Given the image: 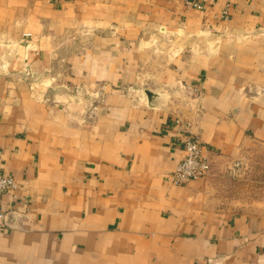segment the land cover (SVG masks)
I'll return each instance as SVG.
<instances>
[{
  "label": "crops",
  "instance_id": "obj_1",
  "mask_svg": "<svg viewBox=\"0 0 264 264\" xmlns=\"http://www.w3.org/2000/svg\"><path fill=\"white\" fill-rule=\"evenodd\" d=\"M161 29L191 39L154 72L135 41ZM4 39L25 64L0 77V171L18 181L0 264H264V208L210 184L264 146V0H0ZM190 132L211 171L178 185Z\"/></svg>",
  "mask_w": 264,
  "mask_h": 264
},
{
  "label": "rangeland",
  "instance_id": "obj_2",
  "mask_svg": "<svg viewBox=\"0 0 264 264\" xmlns=\"http://www.w3.org/2000/svg\"><path fill=\"white\" fill-rule=\"evenodd\" d=\"M142 36H138L135 41L137 47H141L140 60L142 66H152L154 72H158L191 39L183 35L182 31L166 29L150 32L147 37ZM199 39L204 37L201 36ZM84 42L79 38L76 39L75 44ZM18 44L5 39L0 41V77L14 69L23 70L25 60L17 50ZM70 55L71 53H63L62 57L66 58ZM68 69L57 67L59 76L66 77ZM77 92L75 91L74 94ZM88 97L90 96L85 95V100ZM72 102L79 104L85 101L76 98L72 101L67 100L65 103L68 105ZM86 102L90 103V101ZM90 106H93L92 101ZM245 150L239 161L230 163L221 160L215 168V173L211 175L210 184L217 200L221 203L228 204L233 210L255 211L264 208V146L252 144Z\"/></svg>",
  "mask_w": 264,
  "mask_h": 264
},
{
  "label": "built area",
  "instance_id": "obj_3",
  "mask_svg": "<svg viewBox=\"0 0 264 264\" xmlns=\"http://www.w3.org/2000/svg\"><path fill=\"white\" fill-rule=\"evenodd\" d=\"M229 16L228 9L223 13ZM211 171V161L204 144L197 134L190 132L185 142V153L172 173L175 184H184L192 180L204 179ZM18 181L14 175L0 171V194L17 188ZM2 215V214H1Z\"/></svg>",
  "mask_w": 264,
  "mask_h": 264
},
{
  "label": "water",
  "instance_id": "obj_4",
  "mask_svg": "<svg viewBox=\"0 0 264 264\" xmlns=\"http://www.w3.org/2000/svg\"><path fill=\"white\" fill-rule=\"evenodd\" d=\"M147 94H148V96H149L150 98L156 95V93H154L153 91H150V90L147 91Z\"/></svg>",
  "mask_w": 264,
  "mask_h": 264
}]
</instances>
